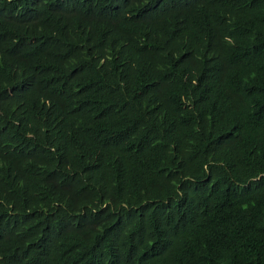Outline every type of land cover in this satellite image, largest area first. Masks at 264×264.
I'll use <instances>...</instances> for the list:
<instances>
[{"label": "trees", "instance_id": "obj_1", "mask_svg": "<svg viewBox=\"0 0 264 264\" xmlns=\"http://www.w3.org/2000/svg\"><path fill=\"white\" fill-rule=\"evenodd\" d=\"M0 264H264V0H0Z\"/></svg>", "mask_w": 264, "mask_h": 264}]
</instances>
